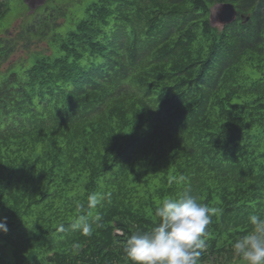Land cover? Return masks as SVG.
Instances as JSON below:
<instances>
[{
    "label": "trees",
    "instance_id": "1",
    "mask_svg": "<svg viewBox=\"0 0 264 264\" xmlns=\"http://www.w3.org/2000/svg\"><path fill=\"white\" fill-rule=\"evenodd\" d=\"M20 1L0 0V70L28 53L0 71V264H83L184 190L219 209L216 249L264 218V0H49L10 32ZM221 3L238 18L213 26Z\"/></svg>",
    "mask_w": 264,
    "mask_h": 264
},
{
    "label": "clouds",
    "instance_id": "2",
    "mask_svg": "<svg viewBox=\"0 0 264 264\" xmlns=\"http://www.w3.org/2000/svg\"><path fill=\"white\" fill-rule=\"evenodd\" d=\"M99 203L97 194L88 196L89 210ZM218 211L201 203L190 190L162 199L155 208L159 223L149 231H134L127 238L124 248L127 260L131 264H198L205 248L203 237ZM248 219L251 230L233 243V250L243 264H264V218L251 215ZM73 228L85 236L91 235V224L85 216ZM0 231H8L6 218L0 220Z\"/></svg>",
    "mask_w": 264,
    "mask_h": 264
},
{
    "label": "rangeland",
    "instance_id": "3",
    "mask_svg": "<svg viewBox=\"0 0 264 264\" xmlns=\"http://www.w3.org/2000/svg\"><path fill=\"white\" fill-rule=\"evenodd\" d=\"M15 1L16 3L13 2L15 6H19V8L22 10L26 9L22 7L20 0ZM48 1L49 0H26V2L24 1L27 5L28 10L25 11L21 16L17 17L15 13L13 15L12 20L11 18L8 19V22L11 21V23L10 25L6 26V28H10V32H17L25 21L26 16L32 15L34 11L44 6ZM52 1H57L56 3H60L58 2L59 0ZM79 1L80 0H63L61 3L67 5L70 9H73L74 6L79 3ZM2 34L3 32H0V35ZM47 45L48 44L45 41H36L35 44L32 46V51H44L45 53H51V51L48 50ZM23 58H25L24 61H26L28 59V53L24 50L17 51L12 56L11 60L6 62L2 66L0 71L5 72L9 68V66H11L14 62L22 60ZM134 231L145 232V227L136 225L133 227L132 231H124V228L121 227L116 230L121 240L115 246L108 248L101 245L100 243L92 242L87 244L83 248L78 258H80V261L83 264H131V262L126 258L124 248L127 238ZM198 264H243V261L236 256L232 246L225 247L222 249H216L212 247V241L210 239H207L205 241V248L203 249L202 254L199 257Z\"/></svg>",
    "mask_w": 264,
    "mask_h": 264
},
{
    "label": "water",
    "instance_id": "4",
    "mask_svg": "<svg viewBox=\"0 0 264 264\" xmlns=\"http://www.w3.org/2000/svg\"><path fill=\"white\" fill-rule=\"evenodd\" d=\"M238 18V11L232 3H221L214 7L211 13L213 26L224 27L234 23Z\"/></svg>",
    "mask_w": 264,
    "mask_h": 264
}]
</instances>
